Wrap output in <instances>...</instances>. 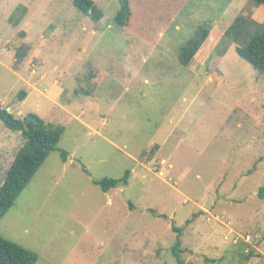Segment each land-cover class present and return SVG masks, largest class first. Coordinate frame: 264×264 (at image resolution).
<instances>
[{
  "label": "rangeland",
  "instance_id": "rangeland-1",
  "mask_svg": "<svg viewBox=\"0 0 264 264\" xmlns=\"http://www.w3.org/2000/svg\"><path fill=\"white\" fill-rule=\"evenodd\" d=\"M92 2L97 22L70 0H0V109L60 123L74 161L63 171L50 153L0 234L35 264H264V74L224 36L237 16L264 13L252 0H127L120 28L118 0ZM201 26L208 43L180 65ZM26 79L41 94L18 102ZM18 133L0 121V147ZM125 171L106 203L93 181Z\"/></svg>",
  "mask_w": 264,
  "mask_h": 264
},
{
  "label": "trees",
  "instance_id": "trees-1",
  "mask_svg": "<svg viewBox=\"0 0 264 264\" xmlns=\"http://www.w3.org/2000/svg\"><path fill=\"white\" fill-rule=\"evenodd\" d=\"M72 6L91 21L97 22L101 12L94 6L92 0H70ZM255 6L260 7L264 13V0H252ZM130 18V9L127 0H118V9L112 17L115 26L125 27ZM264 22V21H263ZM201 26L178 53V62L187 66L209 40L211 28ZM229 42L234 44L235 52L239 58L250 64L258 73L264 74V23L258 24L248 16L239 15L233 24L224 32ZM26 97L25 91L16 95V100L22 102ZM37 125L24 124L21 119H16L4 109H0V121L3 126L11 131L20 133L22 145L13 156V160L5 172L0 185V220L12 207L20 193L27 187L32 177L42 166L48 155L57 152L61 161H65L68 154L59 148L60 138L64 132L61 125L46 124L37 116L32 115ZM128 171L119 179L102 178L95 184L107 192L118 185H126ZM150 213H156L149 209ZM166 218L163 215H159ZM177 244L172 247V254L178 259ZM37 256L0 236V264H35Z\"/></svg>",
  "mask_w": 264,
  "mask_h": 264
},
{
  "label": "crops",
  "instance_id": "crops-1",
  "mask_svg": "<svg viewBox=\"0 0 264 264\" xmlns=\"http://www.w3.org/2000/svg\"><path fill=\"white\" fill-rule=\"evenodd\" d=\"M253 13H254V11H253ZM261 14V13H263V10L260 8V7H258V11H257V13L254 15V17H256V15H258V14ZM25 83L28 85V87H30V89H31V92H29L28 94H26V97H25V99L22 101V102H24V101H26V99L28 98V96L30 95V93L31 94H34V95H36V96H39L41 93H40V91H39V89H38V87H39V85L40 84H37L38 86H35L34 85V83H30V81H29V79H26L25 80ZM42 84V83H41ZM47 91H49L51 94L50 95H52V99H54V100H57V99H59L60 98V96L62 95V89H61V87H59V85H58V83H56V84H51L50 86H49V88H47ZM33 92V93H32ZM48 92V93H49ZM61 107V106H60ZM67 108H65V107H61L62 108V110H63V112L68 116V117H70V118H72V119H74V120H76V121H78V122H80L81 124H83L88 130H90L91 132H92V134H97V135H99V129H97V128H94V126H92L91 124H89V123H87L86 121H84V120H82V109H80V112H78V114H76V113H74V111H72L71 109H70V107L69 106H66ZM69 108V109H68ZM17 115H22L21 114V111H18L17 112ZM26 115V114H25ZM27 115H33V114H27ZM38 117V116H37ZM24 118V116H20V118L19 119H23ZM105 123V120L102 122V125ZM53 125H61L60 123H55V124H53ZM62 126V125H61ZM65 129V128H64ZM19 134V133H18ZM18 143V146L16 145V146H14V144H12L11 146H9L8 148L7 147H4V148H2V147H0V185L2 184V182H3V178H4V175H5V172H6V170L8 169V167L10 166V164H11V162H12V160H13V156H14V154L17 152V150L21 147V145H22V141H21V137H20V141H17L16 142V144ZM163 143H165V142H162V144ZM162 144L160 145V149H162ZM162 160H164L165 161V159H162ZM62 170L63 171H66V169H67V167L68 166H70V165H72V164H74V161H73V159H71V156L68 154V156H67V158H66V160L63 162L62 161ZM78 167H81L80 165H78ZM34 177V176H33ZM32 177V178H33ZM32 180V179H31ZM30 180V181H31ZM96 182V181H95ZM95 182L93 181V184L94 185H96L95 184ZM30 183V182H29ZM27 186H29V184L27 185ZM97 186V185H96ZM27 188V187H26ZM113 190H115V188H113V189H110V190H108L107 192H102L103 194H109L111 191H113ZM23 192V191H22ZM22 192L20 193V195L17 197V199L16 200H18V198L21 196V194H22ZM15 200V201H16ZM106 203H111V197L109 196V195H107V200H106ZM16 206L17 205H15V202H14V204L12 205V207L6 212V214L3 216V218L0 220V223L2 222V220L5 218V217H7V216H10V215H13L14 213H16V212H19V213H22L23 211V213H25V210L27 209L25 206V209H23V210H17L16 209ZM23 207V208H24ZM0 236L2 237V238H4V239H7L5 236H2L1 234H0ZM7 240H9V239H7ZM54 254L55 253H50V257H53L54 256Z\"/></svg>",
  "mask_w": 264,
  "mask_h": 264
},
{
  "label": "water",
  "instance_id": "water-1",
  "mask_svg": "<svg viewBox=\"0 0 264 264\" xmlns=\"http://www.w3.org/2000/svg\"><path fill=\"white\" fill-rule=\"evenodd\" d=\"M23 123L24 124H28L31 123L33 125H37L38 121L32 116V115H28L23 119Z\"/></svg>",
  "mask_w": 264,
  "mask_h": 264
},
{
  "label": "built area",
  "instance_id": "built-area-1",
  "mask_svg": "<svg viewBox=\"0 0 264 264\" xmlns=\"http://www.w3.org/2000/svg\"><path fill=\"white\" fill-rule=\"evenodd\" d=\"M255 237L257 238V236H255ZM244 240L248 243L250 239L248 238V236H246ZM251 240H252V238H251Z\"/></svg>",
  "mask_w": 264,
  "mask_h": 264
}]
</instances>
